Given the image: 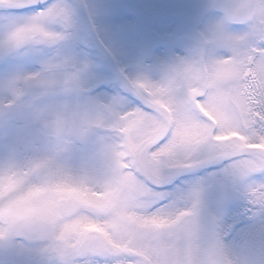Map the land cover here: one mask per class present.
<instances>
[{
    "label": "clouds",
    "instance_id": "1",
    "mask_svg": "<svg viewBox=\"0 0 264 264\" xmlns=\"http://www.w3.org/2000/svg\"><path fill=\"white\" fill-rule=\"evenodd\" d=\"M217 2L202 0L220 15L206 23L185 57L158 78L137 76L136 86L156 95L159 109V124L141 126V134L169 137L167 150L161 146L153 153L149 145L150 167L131 154L119 155L127 149L123 137L109 130L106 101H89L72 80L82 72L83 61L76 68L65 65L63 55H53L37 71L10 80L15 91L10 81L5 83L0 107H22V126L29 132L15 151L0 152V244L9 247L6 233L14 227L15 264H239L226 243L231 221L209 198L205 181L197 179L163 196L156 190L174 171L218 161L209 160L210 152L235 146L249 158L264 155V141L249 142L223 125L209 104L217 88L226 87L211 75L209 62L221 60L222 67L230 68L237 51L246 61L254 46L264 43V12L256 10L264 0H228L227 12L214 7ZM45 24L66 30L62 20ZM233 24L242 29L229 32ZM217 30L232 37L235 50L215 42ZM37 44L51 43L35 38L11 50ZM0 49L10 51L5 34H0ZM196 72L200 79L189 78ZM169 90L191 99L192 116L212 129L206 142L199 129L160 99ZM177 129L181 134L173 135ZM186 144L198 147L191 151ZM221 175L226 183L215 186L217 197L241 196L253 217L264 221V184L250 182L230 163ZM160 199L167 203L156 206Z\"/></svg>",
    "mask_w": 264,
    "mask_h": 264
},
{
    "label": "rangeland",
    "instance_id": "2",
    "mask_svg": "<svg viewBox=\"0 0 264 264\" xmlns=\"http://www.w3.org/2000/svg\"><path fill=\"white\" fill-rule=\"evenodd\" d=\"M82 3L87 12L94 30L103 46L108 51L110 58L116 61L117 67L129 78L137 76H148V69L151 71H161V73L177 58H180V52L184 57L189 53L198 38L199 32L206 23L213 17L220 14L206 8L202 0H78ZM53 0L46 3L50 4ZM66 4L72 13L73 26L69 30L68 41L65 39L50 45H25L24 47L11 51L0 49V102L5 95L4 85L7 81L28 72L37 71L42 61L53 55L76 56L89 63L87 78L93 87L89 89L87 95L94 100L103 101L102 97H124L127 100H134L129 93L122 88V83L116 73L105 62L104 58L95 49V42L90 37L85 26V21L81 17L75 5V0H61ZM182 3V4H180ZM36 7H42L38 5ZM33 9H16L9 12L19 16L27 14ZM155 13L153 30H164L166 35L173 34L175 43L171 46L164 44L158 49L157 54L150 63H142L138 56L140 43L145 29L141 28L138 16L146 12ZM8 13L0 10V34L9 30L10 24L3 17ZM166 17V21H163ZM49 30L60 31L56 24H48ZM168 49H171L170 51ZM165 53V54H163ZM182 57V56H181ZM26 61H29L24 64ZM31 64V65H30ZM30 65V66H28ZM152 66V67H148ZM14 67L12 76L6 77L2 74ZM21 67V68H20ZM148 67V69H147ZM31 68V69H29ZM22 69V70H21ZM159 77V76H158ZM157 77V78H158ZM155 79V77H152ZM99 84L101 91L95 92V85ZM114 93L110 95L109 91ZM1 108V107H0ZM20 114L9 124H0V152L6 151L5 145L10 136L17 133L26 118L24 109L20 107ZM25 138L29 132L26 127L21 129ZM226 161H216L214 163L204 164L191 171L178 172L181 176L178 180L174 179V173L168 181L156 190L161 193H171L181 189L184 185L193 183L197 179L205 181L209 186V198L217 200L222 206L223 211L231 221L232 227L226 238V243L237 256L239 264H264V221L254 218L249 211L247 201L239 195H226L217 197L214 190L217 184L226 183L221 173ZM260 179L259 176L256 177ZM166 199H160L156 206L166 204ZM241 232H240V231ZM240 232L237 241L230 242L236 232ZM234 245V246H233ZM16 254L9 248L0 244V264H14Z\"/></svg>",
    "mask_w": 264,
    "mask_h": 264
},
{
    "label": "snow or ice",
    "instance_id": "3",
    "mask_svg": "<svg viewBox=\"0 0 264 264\" xmlns=\"http://www.w3.org/2000/svg\"><path fill=\"white\" fill-rule=\"evenodd\" d=\"M38 5H42V7H36ZM214 7L227 12L229 11L228 0H218ZM33 8H35V11L19 16L9 12V10ZM0 10H5L8 13L3 18L10 24L9 30L4 33L10 51L13 48H18L25 40L35 38L54 44L65 39L68 31L73 26L71 10L61 0H53L50 4L46 3V0H0ZM256 10L264 12V3H258ZM244 14H248L247 10ZM46 20L53 22L62 20L66 30H49L45 24ZM241 29L240 24H233L228 31L235 33ZM213 39L221 46H230L234 50L236 49L232 37L223 30H217L213 34ZM81 61H83L82 72L79 75H73L72 80L89 101L100 102V100H94L87 95L89 89L93 87L87 78L89 63L76 56H64L63 62L65 65L79 68ZM234 61L233 66L230 68L222 67L221 60L209 62L213 66L211 75L215 80L226 85V87L217 88L210 96L209 104L218 114L223 125L240 131L249 142L264 141V43H257L246 61L239 57L237 51ZM181 63L184 62L181 61ZM205 69L208 70V65H205ZM189 78L200 79L201 73L191 74ZM139 80L140 77H123L122 88L126 93H130L135 98L134 100H127L119 96H104L102 99L106 103L103 107L111 117L109 130L123 137L125 141L122 147L126 148L127 151H121L119 155L123 157L131 154L138 164L150 167L151 161L146 152L149 145L153 153L157 149H161V146H164L163 150H167L169 145L166 144V141L169 137L167 134L163 135L162 138L159 134H141V126L150 128L159 124L157 120L159 109L157 107V96L150 95L144 89L136 86ZM8 86L15 91V81H10ZM95 87H100V85L96 84ZM160 99L182 116L193 130L199 129L201 136L204 137V142H206L207 137L212 134V129L192 116V101L188 96L182 95L176 90H169ZM21 129H23V126H21ZM21 129H18L17 133L8 138L5 145L6 151H15L21 142L27 139L25 134H22ZM180 134L179 129L173 133V135ZM185 146L191 151H195L198 147V145L193 144H186ZM209 160L226 161L225 165L230 163L238 166L250 182L257 185L264 184V155L257 154L255 157L249 158L240 149L232 146L226 152H210ZM202 165L203 162L198 161L195 163L196 167ZM178 172L179 170L174 171L172 174ZM170 176L165 178L166 181ZM257 176L260 177L259 180L256 179ZM163 195L164 193H161V196ZM14 231L15 228L13 227L6 233V237L9 238L8 248L12 252L14 250L10 236Z\"/></svg>",
    "mask_w": 264,
    "mask_h": 264
},
{
    "label": "water",
    "instance_id": "4",
    "mask_svg": "<svg viewBox=\"0 0 264 264\" xmlns=\"http://www.w3.org/2000/svg\"><path fill=\"white\" fill-rule=\"evenodd\" d=\"M215 10L214 8H212ZM216 11V10H215ZM144 17H142V20L144 22ZM146 24V23H145ZM160 44V39L156 37L154 34H149L143 39V50L141 54V58L143 60H147L150 56L151 50ZM122 79L123 75L120 73ZM18 114V107L15 105H8L7 107L0 110V122L6 123L11 121L14 117H16Z\"/></svg>",
    "mask_w": 264,
    "mask_h": 264
},
{
    "label": "bare ground",
    "instance_id": "5",
    "mask_svg": "<svg viewBox=\"0 0 264 264\" xmlns=\"http://www.w3.org/2000/svg\"><path fill=\"white\" fill-rule=\"evenodd\" d=\"M180 4H182V3H180ZM50 57H51V55H50ZM27 62H29V61H26L24 64L26 65V63ZM31 65V64H30ZM30 65H28V66H30ZM21 68V67H20ZM29 69H31V68H29ZM22 70V69H21ZM15 70H14V67H12V68H10L9 67V70H6V71H4V74H2L5 78H3V79H6V77H7V75L8 76H12L13 74H15V72H14ZM1 88V87H0ZM240 231V230H239ZM241 232V231H240ZM240 232H236L235 233V235L233 236V238H231L232 240L230 241V242H232L233 244L237 241V239H238V236H239V234H240ZM234 246V245H233Z\"/></svg>",
    "mask_w": 264,
    "mask_h": 264
},
{
    "label": "flooded vegetation",
    "instance_id": "6",
    "mask_svg": "<svg viewBox=\"0 0 264 264\" xmlns=\"http://www.w3.org/2000/svg\"><path fill=\"white\" fill-rule=\"evenodd\" d=\"M127 4H130V3H127ZM152 18H154L155 17V13H154V11L152 12ZM158 31H162V30H160V29H158ZM162 33H163V31H162ZM170 37H167V39H169Z\"/></svg>",
    "mask_w": 264,
    "mask_h": 264
}]
</instances>
